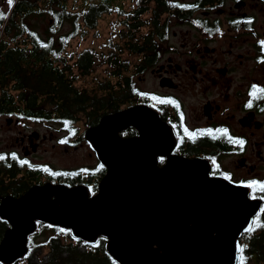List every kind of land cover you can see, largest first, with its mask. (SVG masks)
Masks as SVG:
<instances>
[{
	"label": "flooded vegetation",
	"instance_id": "af4514ba",
	"mask_svg": "<svg viewBox=\"0 0 264 264\" xmlns=\"http://www.w3.org/2000/svg\"><path fill=\"white\" fill-rule=\"evenodd\" d=\"M155 46L153 65L138 63L133 54L119 72H107L109 50L103 52L105 72L100 73H112L114 80L98 86V97L106 108L100 119L137 105L151 107L164 122V158H158L159 166L170 158L197 160L210 178L220 177L245 192L248 200L259 202L252 219L257 223L239 238V253L249 252L255 247V237L264 234V191L250 186L253 181L264 184V0H207L192 20L165 31ZM122 73L127 85L119 79ZM148 75L156 77L159 90L139 89ZM126 88L130 94L122 103L121 90ZM13 123L6 119L7 127ZM81 131L52 134L47 139L40 134L33 140L18 131L9 138L6 149L0 151V202L5 197L18 199L44 182L69 188L81 185L89 196L95 195L106 170ZM137 135L134 127L120 133L122 137ZM46 141L64 153L91 158L93 165L51 168L63 171L59 179L44 177L36 183L40 172L31 165L39 164L31 157ZM2 220L7 230L10 225ZM39 225L29 237L38 232Z\"/></svg>",
	"mask_w": 264,
	"mask_h": 264
},
{
	"label": "water",
	"instance_id": "95a60500",
	"mask_svg": "<svg viewBox=\"0 0 264 264\" xmlns=\"http://www.w3.org/2000/svg\"><path fill=\"white\" fill-rule=\"evenodd\" d=\"M129 127L138 135L120 136ZM84 138L106 170L97 193L45 182L18 199L3 198L0 218L10 227L0 241V263L14 264L26 255L38 223L68 229L89 245L105 239L116 264L239 263V238L260 203L224 179L210 178L197 160L170 158L159 166L164 122L151 107L105 115Z\"/></svg>",
	"mask_w": 264,
	"mask_h": 264
},
{
	"label": "trees",
	"instance_id": "16d2710c",
	"mask_svg": "<svg viewBox=\"0 0 264 264\" xmlns=\"http://www.w3.org/2000/svg\"><path fill=\"white\" fill-rule=\"evenodd\" d=\"M206 1L7 0V9L0 10V119L13 118L25 127L53 125L71 135L96 125L106 109L98 85H111L114 77L92 75L98 54L77 46L90 32L99 36L101 17L116 14L109 23L107 72H119L133 54L138 63L153 65L156 40L178 23L192 20ZM39 21H45L42 31ZM65 25L69 28L62 32ZM75 39L79 42L71 49ZM119 79L128 84L123 73ZM129 94V88L121 90L122 103ZM31 166L40 172L34 179L38 184L44 177L56 181L63 172ZM6 226L0 219V241ZM36 238L41 240L35 242ZM105 242L99 238L88 245L72 238L68 230L40 224L29 238L27 255L14 264H116L106 253ZM253 245L256 248L249 252L241 250L239 264H264V234L255 237ZM37 249L43 254L40 261L32 258Z\"/></svg>",
	"mask_w": 264,
	"mask_h": 264
},
{
	"label": "rangeland",
	"instance_id": "374dc122",
	"mask_svg": "<svg viewBox=\"0 0 264 264\" xmlns=\"http://www.w3.org/2000/svg\"><path fill=\"white\" fill-rule=\"evenodd\" d=\"M6 9H7V0H0V10H6ZM115 17H116L115 13L111 15L106 14L101 17V19L98 22V31H99L98 37H93L94 33L90 32L87 38L82 41V43L78 41L79 39H75L71 43V49H73L74 45H76L79 42V45L77 46V50L86 48V49L94 50L98 54V57H96L95 67H94V71L92 75H97L98 72L104 71V66L101 62L102 55H99V54L103 52H107V50H109L108 45H107V40L110 37L109 23L112 20H114ZM40 23L41 24L39 28H40V31H42L44 28L43 23H45V21L40 22ZM68 28L69 27L65 25V28L62 29L61 31L62 32L67 31ZM138 87L140 90L141 89L159 90L157 79L155 76H152V75H148L146 82L144 84H139ZM78 124L81 126V128L83 127V124L81 123V121H79ZM0 125L2 126V130H0V151H3L6 149L5 143L8 142L7 140L9 138H13L18 133V131H21L22 133H25V134L36 131L39 134L45 135L46 139L52 134L64 133V132L59 131L57 127L53 125H37V126L29 125L25 127L22 123L20 124L13 123L11 126L7 127L6 118L0 119ZM83 151L84 150H82V152ZM31 161L33 163L43 165L49 168H55V169L56 168L57 169H73L75 167L82 166L85 164L93 165V160L91 158L86 157L84 155H80V154L74 155L71 153H64L61 148L60 149L53 148L51 146L50 141L43 142L39 146V148L36 150L35 155L31 157ZM40 240L41 238H36L35 242H38ZM33 257H34V260L40 261L41 258L43 257V254L41 253L39 249H37V251L33 253L32 258Z\"/></svg>",
	"mask_w": 264,
	"mask_h": 264
},
{
	"label": "snow or ice",
	"instance_id": "6c2138e0",
	"mask_svg": "<svg viewBox=\"0 0 264 264\" xmlns=\"http://www.w3.org/2000/svg\"><path fill=\"white\" fill-rule=\"evenodd\" d=\"M12 0H9V4H11ZM187 131V130H186ZM239 143H243V141H239ZM3 157H0V159H2ZM23 163H26V161H24ZM250 186H258L262 191H264V184H259L257 185V182L253 181L252 184ZM257 222L254 220L252 222V225L249 226V228L247 229V231H252L253 230V226L256 224ZM241 259H243L241 257Z\"/></svg>",
	"mask_w": 264,
	"mask_h": 264
},
{
	"label": "bare ground",
	"instance_id": "6f19581e",
	"mask_svg": "<svg viewBox=\"0 0 264 264\" xmlns=\"http://www.w3.org/2000/svg\"><path fill=\"white\" fill-rule=\"evenodd\" d=\"M140 103V102H139ZM121 110V109H120ZM84 132V131H83Z\"/></svg>",
	"mask_w": 264,
	"mask_h": 264
}]
</instances>
